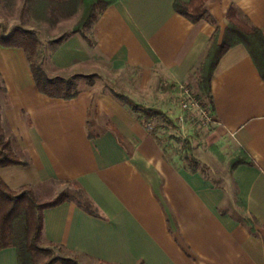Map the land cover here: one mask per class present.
I'll use <instances>...</instances> for the list:
<instances>
[{"label": "crops", "instance_id": "obj_1", "mask_svg": "<svg viewBox=\"0 0 264 264\" xmlns=\"http://www.w3.org/2000/svg\"><path fill=\"white\" fill-rule=\"evenodd\" d=\"M174 1L114 0L93 22L91 44L73 33L55 47L43 63L49 77L96 79L71 99L40 92L24 51L0 45V121L23 162L0 167V178L44 202L76 184L94 212L70 198L45 207L41 243L80 264H264V80L247 49L230 47L210 80L212 137L241 152L221 183L176 166L122 93L99 87L117 66L137 72L139 91L194 85L230 5L264 37V0H207L214 23L189 20ZM0 264H18L14 246L0 249Z\"/></svg>", "mask_w": 264, "mask_h": 264}, {"label": "trees", "instance_id": "obj_2", "mask_svg": "<svg viewBox=\"0 0 264 264\" xmlns=\"http://www.w3.org/2000/svg\"><path fill=\"white\" fill-rule=\"evenodd\" d=\"M80 0H25V7L31 9H50L51 13L57 11L63 15L66 9L75 10ZM82 10L71 32L53 41L57 47L67 36L79 33L88 43H92L91 29L93 22L101 11L114 0H81ZM207 0H189L183 2L175 0L173 8L191 21L204 18L212 23L214 19L205 7ZM56 13V14H58ZM227 25L220 42L217 31L211 38L210 45L198 68V80L195 84L196 99L204 107L206 104L212 109L213 101L210 91V80L220 57L232 46L243 45L256 65L260 76L264 80V37L261 31L250 24L241 14L240 10L230 5L226 12ZM37 38L31 30L22 27L13 28L7 32L1 29L0 45L4 47L21 48L28 60L30 71L36 88L48 97L71 99L79 93L76 83L78 75L71 77H49L43 68L41 58H32ZM186 86V84H184ZM128 102L134 111L143 113L140 122L146 126L155 118L162 119L167 125L175 127L174 122L161 109L147 107L135 103L132 99L117 94ZM204 101H207L204 102ZM191 148L189 147V150ZM190 169L196 171L199 161L190 155L187 157ZM11 147V140L4 139L0 125V167L22 164ZM85 196V195H84ZM66 193L60 192L54 199L45 202L36 201L32 190L28 187L15 191L10 189L0 178V249L14 246L17 251L18 264H33L34 257L39 254L50 255L48 247L40 246L42 235V210L45 207L56 205L69 199ZM83 207L93 213V208L85 196ZM16 225V226H15ZM59 247L56 244H48ZM48 261L42 264H80L73 256H49Z\"/></svg>", "mask_w": 264, "mask_h": 264}, {"label": "rangeland", "instance_id": "obj_3", "mask_svg": "<svg viewBox=\"0 0 264 264\" xmlns=\"http://www.w3.org/2000/svg\"><path fill=\"white\" fill-rule=\"evenodd\" d=\"M81 10V0L75 10L66 9L63 15L57 11L51 13L50 9L25 7V0H0V25L5 32L16 27L31 30L37 38L32 58L35 60L41 58L44 63L55 48L53 41L71 32ZM136 75L137 72L133 69L117 66L108 69L100 76L98 84L101 89L115 87L119 93L130 94L136 102L145 106L164 109L165 113L174 122L175 127L167 125L160 118L153 119L146 127L160 140L166 157L176 166L190 167L187 157L190 155L196 156L200 159L198 165L206 176L216 183L226 181L229 170L239 158L241 152L229 139H213L214 122L209 112V106L206 104L203 107L196 99L195 84L197 80L194 81V85L186 84L185 87L188 93H185L179 86H173L167 81L163 84H156L153 88L139 91L135 80ZM198 78L199 76L196 74V79ZM93 79V77L76 79L77 88L81 89L91 81L96 80ZM190 100L195 101L197 105L183 106L184 102L189 104ZM204 102L207 103V101ZM2 106L3 93L0 92V111ZM142 115L143 113L140 112L138 116L142 117ZM0 125L3 138L10 139L11 147L13 150L16 149L14 140L1 121ZM59 192L66 193L70 199L81 204L85 202L84 194L74 183L63 184ZM59 192L57 195H59ZM33 194L36 201L44 202L38 194L34 192ZM230 205L241 212L239 214H243L241 207L233 196L230 197ZM40 246L48 247L50 255L37 254L34 257L33 264H42L48 261L49 256L70 255L61 247L50 246L41 242Z\"/></svg>", "mask_w": 264, "mask_h": 264}, {"label": "built area", "instance_id": "obj_4", "mask_svg": "<svg viewBox=\"0 0 264 264\" xmlns=\"http://www.w3.org/2000/svg\"><path fill=\"white\" fill-rule=\"evenodd\" d=\"M179 87H180L182 90H184L185 93H188V91L186 90V87H185L184 84H181ZM188 97H189V95H188ZM188 105H190V106H196L197 104H196V102L193 101V100H190V101H189V104H187L186 102L183 103V106H188Z\"/></svg>", "mask_w": 264, "mask_h": 264}]
</instances>
